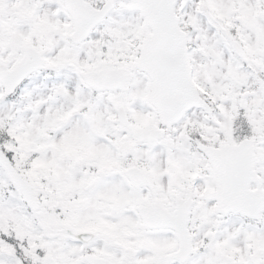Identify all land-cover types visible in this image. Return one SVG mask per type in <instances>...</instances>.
Instances as JSON below:
<instances>
[{"label":"snow or ice","instance_id":"obj_1","mask_svg":"<svg viewBox=\"0 0 264 264\" xmlns=\"http://www.w3.org/2000/svg\"><path fill=\"white\" fill-rule=\"evenodd\" d=\"M0 264H264V0H0Z\"/></svg>","mask_w":264,"mask_h":264}]
</instances>
